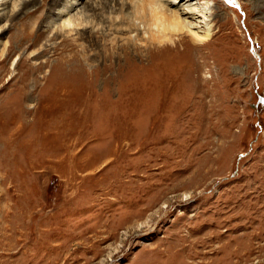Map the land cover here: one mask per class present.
Here are the masks:
<instances>
[{
  "label": "rangeland",
  "instance_id": "rangeland-1",
  "mask_svg": "<svg viewBox=\"0 0 264 264\" xmlns=\"http://www.w3.org/2000/svg\"><path fill=\"white\" fill-rule=\"evenodd\" d=\"M85 2L0 66V264H264V0H172L188 29L137 53L51 38Z\"/></svg>",
  "mask_w": 264,
  "mask_h": 264
},
{
  "label": "bare ground",
  "instance_id": "bare-ground-1",
  "mask_svg": "<svg viewBox=\"0 0 264 264\" xmlns=\"http://www.w3.org/2000/svg\"><path fill=\"white\" fill-rule=\"evenodd\" d=\"M7 1L0 0V13L2 12L0 14V25L8 17L9 19L11 18V24L0 30V37L14 30V34L10 38H16V41L15 47H13L11 43L13 40H11L8 48H6L5 57L0 55V66L7 63V54L14 53V51L17 52L21 47H26L25 49L37 47L44 32L40 28L36 30V33L33 32L36 21L39 22L41 20L42 23L48 20L57 10L59 12L56 16L59 17L61 14L75 10L76 7L81 4V0H13L12 9L9 12H4L5 6L8 4ZM171 5H173L172 0H86L83 10H80L76 15L72 16L73 18L71 17L68 19L67 16L65 17L66 14L63 15L67 19H64V17L62 18L64 20L58 28H55L54 35L51 38H59L66 27L74 24V27L79 31H83V33L80 34V38L87 34L89 35V40L92 41L95 38L92 31L88 30L87 26L90 24V29L93 30V27H103L104 24H108L109 28H114V34L125 41L120 47V51L122 50V52L125 53L127 49H129L128 46L131 45L133 48L136 47L135 52L137 53L140 45H160L172 37V35L180 34L188 29V23L182 20L176 11L168 9ZM29 6H31L32 9H28ZM18 7L19 9L16 10ZM14 22L16 23L12 25ZM53 22L54 21H52V24ZM48 26L51 27L50 25ZM16 32L18 33L15 35ZM34 36L35 38L33 39ZM207 38L208 33L205 32L203 38L197 39L202 41ZM67 41L63 39L58 45H54L52 48V55L70 60L69 57L72 53L69 52L74 51V46L72 43L73 41ZM113 51H115L114 47H111V50L108 52L109 56L115 54ZM1 68L4 67L1 66ZM22 112L18 113L16 118H25V114ZM15 120L16 119H13L11 122L13 126L15 125ZM24 130H26V128L22 129L21 127L20 132L23 133Z\"/></svg>",
  "mask_w": 264,
  "mask_h": 264
},
{
  "label": "water",
  "instance_id": "water-1",
  "mask_svg": "<svg viewBox=\"0 0 264 264\" xmlns=\"http://www.w3.org/2000/svg\"><path fill=\"white\" fill-rule=\"evenodd\" d=\"M234 7H236V9L240 11V7H239L238 4H234ZM251 49L253 50V47H252ZM260 100H261V99H260Z\"/></svg>",
  "mask_w": 264,
  "mask_h": 264
}]
</instances>
